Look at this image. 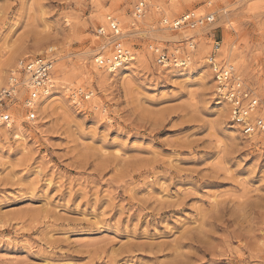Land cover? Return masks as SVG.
Segmentation results:
<instances>
[{"label":"rangeland","instance_id":"1","mask_svg":"<svg viewBox=\"0 0 264 264\" xmlns=\"http://www.w3.org/2000/svg\"><path fill=\"white\" fill-rule=\"evenodd\" d=\"M189 11L214 23L166 28ZM107 15L135 60L101 82ZM215 42L264 110V0H0V90L39 55L56 80L0 138V264H264V131L231 125Z\"/></svg>","mask_w":264,"mask_h":264},{"label":"built area","instance_id":"2","mask_svg":"<svg viewBox=\"0 0 264 264\" xmlns=\"http://www.w3.org/2000/svg\"><path fill=\"white\" fill-rule=\"evenodd\" d=\"M145 1H140L133 16L139 19L144 15ZM215 20L213 13L198 15L195 12H187L180 17L165 21L166 28L188 29L211 24ZM109 32L116 38L120 36L121 29L117 22L110 20L107 25ZM105 29L97 30L98 36L105 35ZM189 44L195 47L193 38L190 37ZM220 43L215 42L214 50L210 54V65L213 69L214 79L217 83L219 98L229 106L231 122L245 135H255L264 131V117H254V110L259 109V100L253 91L239 77L235 76L232 65L217 60V51ZM160 63H168L171 57L165 49L155 48ZM131 56L128 50L123 47H114L112 56L95 58L100 68H117L124 64ZM126 60V61H125ZM177 58L174 59L176 63ZM54 56L51 54L39 55L31 58H24L20 61L12 80L0 90V134L2 131L10 132L15 124V109L17 105L25 111V118L28 123L36 120L37 100L55 90L56 80L54 79ZM230 67V68H229ZM76 97V95H74ZM89 98V95H85ZM262 109V107H261Z\"/></svg>","mask_w":264,"mask_h":264},{"label":"bare ground","instance_id":"3","mask_svg":"<svg viewBox=\"0 0 264 264\" xmlns=\"http://www.w3.org/2000/svg\"><path fill=\"white\" fill-rule=\"evenodd\" d=\"M133 13H134V11H133ZM134 17V16H133ZM140 19V18H139ZM110 20H112V21H115V22H117L118 23V25H119V28L121 29V34H120V36H118V37H114L109 31H108V33H107V30H106V28H107V26H101L100 28H103V29H105L106 31H105V35L103 36L104 38H105V40H104V43L101 45V47H100V50L98 51V53L95 55V58L96 57H99V56H103V57H105V58H110L111 56H112V51H113V48L114 47H123L124 48V50H128L127 48H125V46H123L122 45V43H121V41L125 38L124 36L126 35V33H123V31H122V28H121V22L120 21H118V19L116 18V17H114L113 15H107L106 16V21H105V23H107V25H109V22H110ZM136 20L137 19H135L134 20V22H136ZM164 20L165 21H169V18L168 17H165L164 18ZM137 21H139V20H137ZM171 21V20H170ZM133 22V23H134ZM214 22H212L211 24H209V25H212ZM208 24H205V25H203V26H200V27H195V28H188V31L189 30H194V29H196V28H201V27H204L205 29H206V27L205 26H209ZM181 29H183V28H181ZM211 29V28H210ZM176 30H180V28L179 29H176ZM176 30H173V31H176ZM201 30H203V29H201ZM197 31V30H196ZM170 32H171V30H170ZM200 30H198V34H200ZM203 32V31H202ZM181 34V33H180ZM193 36H196V35H194V34H192ZM182 36V38L181 39H183V38H187V40L191 37V36H189V34L187 35H183V34H181V35H174V36H172L173 37V39H179L180 37ZM192 45H188V48L190 49V50H192V48L193 47H191ZM129 51V50H128ZM219 51V50H218ZM130 52V51H129ZM131 53V56H130V58L129 59H126L125 61V63L124 64H122L120 67H117V68H112V67H106V68H100L97 64H96V62H95V60H94V67H95V69L97 70V69H99V70H102V71H105V73L103 74V72L102 71H99V70H97V71H99V73L100 74H98L99 76H100V80H101V82H105L106 81V79H107V76L108 75H110V73H117V72H120L122 69H124V67L123 66H125V65H129L132 61H134L135 60V58H134V56H133V54H132V52H130ZM94 58V59H95ZM191 58H192V55H190V54H186L185 55V57H182V58H178L177 59V61H175L176 63L177 62H179V64H176V66L177 67H179V66H181V65H183V66H185V65H190L191 64ZM218 60V59H217ZM207 61H208V63H209V65H210V55H209V57H208V59H207ZM222 62V61H221ZM174 63V62H173ZM223 63V62H222ZM224 63H227V62H224ZM228 64V63H227ZM230 64H228V66H229ZM123 67V68H122ZM210 67H211V65H210ZM233 67V66H232ZM121 68V69H120ZM230 68V67H229ZM211 70L213 71V69H212V67H211ZM233 70H234V67H233ZM14 72H16L15 71V69H14V71H13V73ZM213 78H214V76H213ZM11 80H12V76H11V78H10V81L9 82H11ZM215 80V79H214ZM54 91V90H53ZM53 91H51V92H49L48 94H46V95H43V96H49V95H51V93L53 92ZM90 93H92L93 95H94V91L93 90H91L90 91ZM221 99V98H220ZM220 102L219 103H221L222 102V104H224V107H225V111L226 112H229V107L226 105V103L225 102H223L222 100H219ZM37 102V101H36ZM259 104H260V106H259V109H256V110H254V113H253V116L254 117H264V110H263V108L261 109V107H262V105H261V103H260V101H259ZM231 125H233L235 128H236V126L231 122ZM237 130H238V128H236ZM239 131V130H238ZM240 132V131H239ZM5 133H7L6 131H2L1 132V134H0V138H2L3 137V135H5ZM240 134H241V132H240Z\"/></svg>","mask_w":264,"mask_h":264}]
</instances>
